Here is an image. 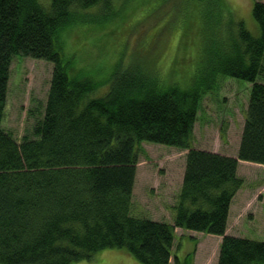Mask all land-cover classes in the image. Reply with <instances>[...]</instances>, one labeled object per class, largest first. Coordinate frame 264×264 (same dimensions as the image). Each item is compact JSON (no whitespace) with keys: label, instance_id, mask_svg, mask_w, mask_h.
I'll list each match as a JSON object with an SVG mask.
<instances>
[{"label":"trees","instance_id":"16d2710c","mask_svg":"<svg viewBox=\"0 0 264 264\" xmlns=\"http://www.w3.org/2000/svg\"><path fill=\"white\" fill-rule=\"evenodd\" d=\"M117 2L0 0V264H71L109 247L142 264H193L173 251L176 227L222 235L216 264H264V240L226 233L244 184L240 160L264 164V0L253 4L261 33L236 21L235 35L209 50L187 86L162 87L138 56L119 61L97 95L93 75L69 70L60 37L69 26L112 20ZM199 3L228 8L226 0ZM17 55L53 63L44 114L21 140L4 127ZM226 75L252 83L236 156L194 146L202 99ZM143 141L188 149L173 222L134 213Z\"/></svg>","mask_w":264,"mask_h":264},{"label":"rangeland","instance_id":"374dc122","mask_svg":"<svg viewBox=\"0 0 264 264\" xmlns=\"http://www.w3.org/2000/svg\"><path fill=\"white\" fill-rule=\"evenodd\" d=\"M122 1L115 4L123 7L112 20L104 19L100 26H69L60 37V50L69 61V70L93 75L100 85L97 95L105 92V79L121 60L129 63L139 56L158 74L162 87L173 82L187 86L209 50L216 46L223 50L235 35L236 21L242 20L255 35L261 33L253 16L254 0H226L228 8L222 12L204 3L197 6V0ZM52 70L53 63L45 59L17 55L12 60L4 127L18 140L32 133L44 114ZM218 79L217 87L202 99L194 146L236 156L252 83L228 75ZM187 150L158 142L141 143L132 201L149 206L144 207L148 212H140L142 215L152 218L156 214L154 192L161 189L167 196L165 188L180 182ZM238 176L244 179V189L239 188L233 203L227 234L264 240V164L244 161ZM189 234L177 240L174 249H181L178 251L193 264H216L219 234ZM71 264L142 263L125 247H109L95 252L91 260Z\"/></svg>","mask_w":264,"mask_h":264},{"label":"crops","instance_id":"0c3cea01","mask_svg":"<svg viewBox=\"0 0 264 264\" xmlns=\"http://www.w3.org/2000/svg\"><path fill=\"white\" fill-rule=\"evenodd\" d=\"M187 152H188V150L186 151V153L184 155L185 164H184V167L182 169V172L180 173V182L176 184V187H173L171 184L168 187H166L165 189L168 190V195L167 196H165L161 192V189H160V192L159 191L154 192L152 201L155 202L154 206H153V209L155 210L156 214L153 215V217L151 216L152 219H155V220H166V221H169V222H173L174 217H173V212H172L171 207L175 203V201H177V196H178V194L180 193V191L182 189L183 180H184V176H185V167H186L185 165H186V154H187ZM244 161L245 160H240V163H239V166H238V173H239V168L241 167V165L243 164ZM245 162H247V161H245ZM135 186L136 185H134V187ZM243 189H244V187L242 186V188L240 190H243ZM240 190L233 197L231 205H230L226 233L228 232L229 226H230V219H231V214H232L233 203H234V201H236L237 194H239ZM134 192H135V189H134ZM134 192H133V197L135 195ZM250 196H251V194L248 193V198H250ZM154 200H158V201H154ZM147 202H149V201H147ZM144 207L147 208L149 206L146 205V204H143V203L139 204V205L138 204H134V201H133V209L135 211L134 212L135 214H141L140 213L141 211L148 212L147 210H145ZM190 232H196V230L184 229V228H181V227H176V229H175L176 239H175L174 247L176 246V243H177L176 241L177 240L179 241L181 238L186 237L187 235H190L189 234ZM179 233H180V235H178ZM181 235H183V236H181ZM216 235H218V234H216ZM218 236H220V238L217 239V240L218 241L220 240V243H221L222 235H218ZM246 237H250V236L247 235ZM178 250H181V249H178ZM178 250L174 249L173 251L180 258L186 257V255L180 253ZM219 250H220V246H219ZM219 250H218V256H219ZM217 261H218V257H217Z\"/></svg>","mask_w":264,"mask_h":264}]
</instances>
